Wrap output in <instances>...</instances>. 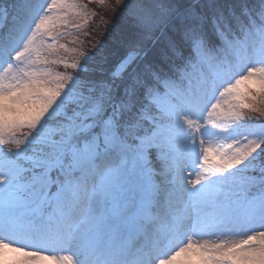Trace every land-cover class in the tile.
<instances>
[{"label": "snow or ice", "instance_id": "6c2138e0", "mask_svg": "<svg viewBox=\"0 0 264 264\" xmlns=\"http://www.w3.org/2000/svg\"><path fill=\"white\" fill-rule=\"evenodd\" d=\"M115 5L53 75L71 6L0 0V264H264V127L218 111L264 94V0Z\"/></svg>", "mask_w": 264, "mask_h": 264}, {"label": "rangeland", "instance_id": "374dc122", "mask_svg": "<svg viewBox=\"0 0 264 264\" xmlns=\"http://www.w3.org/2000/svg\"><path fill=\"white\" fill-rule=\"evenodd\" d=\"M49 3L52 0H48ZM93 2L103 3L102 0H66V3L71 7L57 9L55 11V15L60 18L55 21V28L52 32L51 36L47 32L44 33L42 39L37 40V48L40 52L41 61H48V64L45 65L41 63L40 67L47 68L48 71L52 72L55 75L57 72L61 74H70L73 69L71 68V64L75 63L79 60L81 56V52L75 46L76 40L71 35L68 36L69 29H75L81 27L85 22L90 18L91 12L88 5H91ZM53 61L59 62L58 64L52 63ZM257 68L261 67L260 65L256 66ZM2 71H0V75H2ZM243 103L249 105L248 107L241 108L240 102L234 99L233 96L225 95L220 98L221 108L218 109L219 112L223 113L229 109V105H234L241 111L242 115L245 117H255L258 113H262L264 115V94H260L259 92H254V98L252 96H247ZM207 116V113H205ZM221 119H225V117L221 116ZM213 119H217L213 116ZM257 123L251 125L254 128L264 127L260 120H257ZM26 129L17 130L15 134L16 139L23 141L24 136L21 133L26 134ZM13 134H6L4 136L5 140H9L12 138ZM230 142V141H228ZM219 143L226 144L224 138L219 139ZM202 171V169H200ZM191 178L195 179V175ZM233 239V238H230ZM234 239H240V237H235ZM209 241L214 242L212 238H205L201 240L202 243H208ZM211 242V243H212ZM210 243V242H209ZM29 251L34 249H28ZM44 255H56L57 257L62 255H70L68 252H51L45 251Z\"/></svg>", "mask_w": 264, "mask_h": 264}, {"label": "trees", "instance_id": "16d2710c", "mask_svg": "<svg viewBox=\"0 0 264 264\" xmlns=\"http://www.w3.org/2000/svg\"><path fill=\"white\" fill-rule=\"evenodd\" d=\"M103 3L93 2L88 5L90 8L91 16L81 27L69 29L68 36H74L76 40L75 46L81 53L86 52L97 41L102 40L104 37L107 22L113 18L115 0H102ZM257 120L264 118L262 113L255 115Z\"/></svg>", "mask_w": 264, "mask_h": 264}, {"label": "bare ground", "instance_id": "6f19581e", "mask_svg": "<svg viewBox=\"0 0 264 264\" xmlns=\"http://www.w3.org/2000/svg\"><path fill=\"white\" fill-rule=\"evenodd\" d=\"M209 242L211 243L212 241H209ZM209 242H208V243H209ZM214 242H215V241H214ZM214 242H212V243H214ZM210 243H209V244H210Z\"/></svg>", "mask_w": 264, "mask_h": 264}]
</instances>
